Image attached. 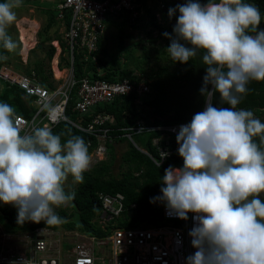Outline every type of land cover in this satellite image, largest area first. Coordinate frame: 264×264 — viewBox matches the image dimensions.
Returning <instances> with one entry per match:
<instances>
[{"label":"clouds","instance_id":"clouds-1","mask_svg":"<svg viewBox=\"0 0 264 264\" xmlns=\"http://www.w3.org/2000/svg\"><path fill=\"white\" fill-rule=\"evenodd\" d=\"M21 5L22 0L0 3V46L7 52L16 48L8 30ZM177 11L173 34L163 33L170 40L166 51L173 63L202 56L206 74L199 91L205 107L179 127L176 142L183 166L164 170L162 194L150 203L162 202L168 215L181 220L193 214L188 234L196 251L186 264H264V122L237 107L251 81H264L260 9L244 0H186L170 8L169 17ZM61 57L54 65L59 71L68 68ZM48 70L49 80L55 81L53 66ZM217 95L219 106L212 102ZM43 107L51 110L48 104ZM19 121L13 106L0 102V202L17 209L18 224L43 221L57 227L63 218L55 209L75 198L74 191H65L66 181L71 176L73 184L83 183L91 167L89 146L79 135L62 143L47 125L22 134ZM36 228L50 230L55 238L76 232ZM12 264L29 261L21 257Z\"/></svg>","mask_w":264,"mask_h":264},{"label":"built area","instance_id":"built-area-1","mask_svg":"<svg viewBox=\"0 0 264 264\" xmlns=\"http://www.w3.org/2000/svg\"><path fill=\"white\" fill-rule=\"evenodd\" d=\"M50 8L56 11V18L63 24L61 42L66 49L56 51L69 61L70 67L63 69L65 73L62 82L52 81V88L39 85L35 74H21L12 71L6 65L0 66L1 84L7 83L23 91L29 98L31 115L20 117L22 134L31 132L38 126L47 125L50 128L57 123H66L86 136L89 153L92 156L91 167L103 161L107 156V146L113 142H124L135 151L145 156L154 166L161 165L173 154L178 153L179 145L176 135L179 127L189 122L169 126H152L145 122V115L139 111L144 98L149 93V86L141 79L130 82L122 79L116 82L90 80L84 76L74 80L72 75L73 52L81 53L83 62L89 61L96 65L97 43L104 47L107 21L121 20L126 16V30L142 27L144 12L135 0H47ZM68 14L67 24L63 23ZM63 62V61H62ZM59 63V58L57 64ZM63 64V63H62ZM96 73L100 70L96 69ZM54 82L57 84H54ZM75 87V103L72 112L76 116L85 114L91 106L109 103L117 97L133 96V106L137 108L136 116L131 124L117 129L120 134L109 135L114 119L103 112L94 114L89 122L77 117L70 120L65 116V105L72 88ZM48 104L51 110L44 109ZM204 105L202 110H204ZM123 112L122 120L127 118ZM150 133L149 147L140 148L137 139L145 141ZM122 140V141H120ZM139 173H135L137 176ZM100 213L95 223L101 231L110 229L102 239H95L72 232L65 239L61 236L52 238L50 230L35 228L19 234H6L0 231V264H12L23 257L29 264H186V257L194 254L196 249L191 245L189 231L194 226L193 214L188 220L170 216L165 205L160 208L161 219L155 224L142 222L133 228L121 229L115 227L114 219L124 213L123 196L119 193L110 195L97 193ZM130 205L129 209H133ZM19 245H16V243ZM22 246V247H21Z\"/></svg>","mask_w":264,"mask_h":264},{"label":"trees","instance_id":"trees-1","mask_svg":"<svg viewBox=\"0 0 264 264\" xmlns=\"http://www.w3.org/2000/svg\"><path fill=\"white\" fill-rule=\"evenodd\" d=\"M148 0H135L139 7H143L147 13V20L143 22L141 28L145 32L146 40L148 43L153 44L160 41L163 49L170 44V40L163 35L167 32L173 34V28L176 23L178 14L169 17V9L166 0H160L161 10L160 22L156 21L155 16L146 10V2ZM5 0H0V3ZM39 0H22V4L42 5L46 3H38ZM201 3H207V0H200ZM218 2V0H216ZM247 3H253L260 9L262 20L259 28L264 29V0H244ZM173 5V3H171ZM170 4V7L172 6ZM168 9V10H167ZM40 13L45 17V24L37 32L40 38L39 43L29 51V57L26 65L22 69L24 74L33 72L36 80L42 87L52 88L51 81L49 82L50 73L45 67V61L48 63L53 55V48L47 47L43 52V57L35 55L34 50L41 52V45L48 43L52 40H58L59 36L54 33L50 36L49 30L57 24L56 11L50 8V4L45 9H40ZM68 14H65L63 23L67 24ZM126 16L121 17V20L116 22L107 21V26L115 30L117 38V55H109L106 53L104 47L98 41L96 55V65L89 61L83 62L81 53L73 52L72 61V75L73 79L79 80L86 76L90 80H104L108 82H116L122 79H127L130 82H138L141 79L149 86V93L143 100L142 106L139 111L145 115V122L152 126H169L173 124L190 122L193 115L201 111L204 105L205 98L200 93V88L203 84V77L205 67L202 63V56L191 59L187 64L179 62L173 63L169 55L160 51L161 55L166 56L167 65L157 66L151 73L146 74L143 66L146 65L148 59L151 57L153 48L141 50V55H132L131 49L128 50L123 47V40L129 38L125 32L126 29ZM61 52H65L63 43L59 40ZM0 55L6 56V60H0L2 64H9L8 59L11 52H7L0 46ZM119 55L122 57L123 62H119ZM164 58V59H165ZM158 60L159 58L154 57ZM63 61V66L69 67V61L64 57L60 58ZM47 69V70H46ZM99 69L100 72L96 73L95 70ZM248 93L242 99L241 103L237 106L252 111L258 118L261 114L264 115V81H251L248 85ZM133 96L126 98H115L109 103L96 104L91 106L88 111L82 116H76L71 110L75 103V87L72 88L69 99L65 105V116L70 120H75L77 117L82 118L84 122H89L90 118L99 112L111 115L114 119V124L111 126L109 135L111 137L120 134L119 128L126 127L131 124L132 118L136 116L137 108L133 106ZM218 95L213 98L215 106L218 104ZM0 102H6L13 106L16 114L22 118L30 117L31 110L29 108V98L25 97L21 90L17 87L8 85L7 83L1 84ZM229 107L227 104L220 105ZM97 107V108H96ZM123 112L127 113V118L122 120ZM263 122V120H261ZM54 134L61 136V142L65 143L70 135H79L84 138L86 136L81 132L75 130L66 123H58L51 128ZM156 133H150L147 140L140 142L144 147L151 151L148 139ZM122 141V140H120ZM120 156L121 164L126 166V170L120 173V177L112 174L110 168L114 159L113 148L108 145L107 157L104 161L99 162L93 168L86 171L83 183L76 184L69 192H75V198L68 204L70 213H66L65 208L56 212L57 215L63 218V225L60 226L65 230L76 231L93 237L106 236L110 229L105 231L99 230L95 223L97 215L100 213V205L97 199V193L114 195L120 193L123 196L124 213L120 217L114 219L113 224L117 228L127 229L133 228L139 223L148 222L155 224L161 219L160 208L164 204L160 201L150 203V198L160 196L162 185V177L164 170L169 166L180 168L183 166V159L178 153L173 154L170 158L165 160L160 167L154 166L145 156L135 151L131 146ZM135 173H139L134 176ZM264 199V196H262ZM134 205L133 209H129L130 205ZM63 208V206H62ZM0 215L9 224L11 229L15 228L17 231L32 230L39 226V223L29 221L18 224L17 223V209L9 204L0 202ZM71 217L75 221H69ZM64 226V227H63ZM46 228H53L45 226ZM109 230V231H108Z\"/></svg>","mask_w":264,"mask_h":264},{"label":"rangeland","instance_id":"rangeland-1","mask_svg":"<svg viewBox=\"0 0 264 264\" xmlns=\"http://www.w3.org/2000/svg\"><path fill=\"white\" fill-rule=\"evenodd\" d=\"M186 2V0H166V4H168L169 6H167L168 9L170 8H175L177 4H182ZM39 4L41 3H46L45 5L42 4L40 5H30V4H22L20 8L15 9V11L17 12V20L14 22V24L9 28V35L12 37V39L14 40L15 44H16V48L14 51L11 52V56L8 58L10 60V63L7 64L8 67H10L12 70H14L17 73H21L24 74L22 72V69L24 68V66L26 65L27 61H28V57H29V51L32 50L36 44L39 43L40 38L37 35V32L39 30H41V28L44 26L45 24V17L42 15V13H40V9H45L46 5L48 6L50 3L47 2V0H39L38 2ZM161 1L160 0H148L145 4H146V10H148L149 13L153 14L155 16L156 21L160 22V14H158V10H161V6H160ZM173 3V5L171 4ZM170 4L172 5L170 7ZM167 9V10H168ZM178 15V11L176 12ZM27 19L29 21H34L35 25L37 26V29L33 35V39H34V45L27 49L24 53H23V44L20 40V36H19V32H18V28H17V24L20 22L21 19ZM147 16L144 15V17H142V22H144L145 20H147ZM57 20V24L53 27L50 28L49 30V35L52 36L55 34H57V36H59L58 40H52L48 43H44L41 45V52H38L36 50H34L33 52V57L38 56V57H43V52L47 50L48 46H51L53 48V56L52 59L49 63H47L46 61L45 63V67H47V69H51L52 70V66L54 65V62L58 61L59 55L57 57L56 51L62 50L59 40H61L62 37V32H63V24H61L58 19ZM26 26V25H25ZM24 26V27H25ZM27 28V27H25ZM125 32L129 35V38H126L123 40V47L130 50L132 52V55L135 56H139L141 55V50L144 49H150L153 48L152 52H151V57L148 59L147 63L145 66H143V70L146 72V74L151 73L157 66H162V65H167V58H165L166 56L161 55L160 51L163 50L164 53H166V50L163 49V45L160 43V41H156L153 44H150L147 42L146 40V36H145V32L143 31V28L140 27H136V28H131V30H126ZM105 41H104V49L106 51L107 54L109 55H113L116 56L117 53V38L115 36V30L112 27H108V30H106V35H105ZM154 57L159 58L158 60L153 59ZM165 58V59H164ZM119 62H123L122 57H120L119 55ZM6 65V64H5ZM46 69V70H47ZM54 69V67H53ZM63 72V70H61ZM53 72V70H52ZM55 73V71H54ZM65 76V73L63 72V77ZM62 77V78H63ZM55 79V78H54ZM56 80V79H55ZM63 81V80H62ZM61 79H59V82H57V84H60ZM56 84V83H55ZM56 84V85H57ZM260 120H263L264 122V115L261 114L258 117ZM137 144L140 148H143L144 145L142 142L138 141L137 139ZM112 148H113V155H114V159L113 162L111 164V172L114 176L116 177H120V173L124 172L126 170V166L121 164L120 161V156L122 155L123 152H125L128 148L127 144L124 142H113L111 144ZM106 158L103 159V161ZM76 184H73L72 182V178L71 176H69L68 180L65 183V191L69 192L73 187H75ZM66 210V213H70V208L67 206H63L60 208H56L55 211H59L61 209ZM69 221H75L74 217H71L69 219ZM30 223H32V221H29ZM63 225V224H62ZM39 226H46L45 222L41 221L39 223ZM64 227V226H63ZM52 229L56 230V231H61L62 227L59 225L57 227H53ZM0 231L6 234H19L20 231L15 230V228L11 229L9 227V224L4 220V218L0 215ZM52 238H55V236H51ZM61 238L65 239V236H61ZM16 245H19V243L15 242ZM22 247V246H21Z\"/></svg>","mask_w":264,"mask_h":264},{"label":"bare ground","instance_id":"bare-ground-1","mask_svg":"<svg viewBox=\"0 0 264 264\" xmlns=\"http://www.w3.org/2000/svg\"><path fill=\"white\" fill-rule=\"evenodd\" d=\"M24 26L27 28H25ZM17 28H18L20 40L23 44V53H24L27 49L31 48L34 45L33 35L37 29V26L35 25L34 21H29V20L23 18L17 24ZM54 65H55V62H54ZM54 65H53V67H54ZM54 71H55V73H54ZM53 76L55 79H60L63 77V72L57 70L54 67Z\"/></svg>","mask_w":264,"mask_h":264}]
</instances>
